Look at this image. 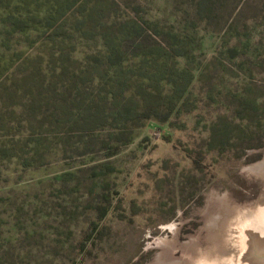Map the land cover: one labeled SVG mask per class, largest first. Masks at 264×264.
<instances>
[{
	"label": "rangeland",
	"instance_id": "rangeland-1",
	"mask_svg": "<svg viewBox=\"0 0 264 264\" xmlns=\"http://www.w3.org/2000/svg\"><path fill=\"white\" fill-rule=\"evenodd\" d=\"M75 1L83 6L88 0ZM237 1L232 15L226 14L231 16L228 26L233 22L237 29L233 26L226 34L221 25L210 30L201 26L192 34L183 80L191 81V101L178 117L167 124L151 120L124 129L110 124L51 127L52 120L42 115L41 128L31 119L25 86L45 80L48 90L36 93L37 100L50 98V108H61L70 87L80 81L62 77L61 68L86 66L101 42L66 26L55 33L41 31V0H0V78L13 74L15 82L8 86L12 92L23 89L14 96L0 90V264H151L150 244L172 225L180 223L179 242L197 233L212 192L238 204L264 198V183L249 173L250 166L264 158V121H250L252 140L260 145L248 149L249 142L237 134L248 129L239 119L249 114L241 116L234 100L235 95L257 99L264 116V46L259 42L264 13L260 10L256 16L253 10L252 4L261 0ZM89 2L103 15L112 7L143 23L153 18L166 33L184 27L178 19L186 8L181 0ZM234 38L242 41L241 54L233 57L228 49ZM136 63L141 65L133 66ZM41 67L45 77L38 75ZM202 69L209 72L198 78ZM147 72L146 67L135 69L132 82H141ZM18 74L29 79L23 81ZM95 76L96 81H83L97 93L103 79ZM57 87L60 93L51 94ZM38 90L34 87L33 92ZM219 120L225 124L222 143L212 141L210 133ZM93 127L97 136L114 135L126 145L113 141L111 150L94 143L92 135H85ZM191 151L205 154L201 170L192 166ZM95 225L104 226L105 233L82 252L79 244Z\"/></svg>",
	"mask_w": 264,
	"mask_h": 264
},
{
	"label": "trees",
	"instance_id": "trees-1",
	"mask_svg": "<svg viewBox=\"0 0 264 264\" xmlns=\"http://www.w3.org/2000/svg\"><path fill=\"white\" fill-rule=\"evenodd\" d=\"M40 3L45 7L42 14L41 31L55 33L66 26L67 30L81 36L97 38L101 42L99 50L92 54L90 60L86 61V66L61 68L62 77L80 80L75 81L72 85L73 88L70 87V93L63 98L64 106H61V108H50V98H46L44 103L37 100L36 93H44L45 89L48 90V83H45V80L44 83L37 85H26V92L23 89L21 90V87L18 91L14 86L15 91L12 92L8 83L15 82L16 78L13 80V74L8 73L0 78V90L3 89L4 92L13 96L18 95V93L22 94V91L26 93V98L32 103L31 105H25L26 111L31 115V119L41 124V128L45 127L43 121L39 120L42 115L52 120L53 125L51 127L55 125L66 127L65 124L69 123L73 125L85 124L89 127L95 125L94 127L98 128L110 124L123 126L125 129L127 125L135 128L142 127L147 121L151 120L167 124L173 117H178L183 108L189 104V100L191 101L189 98L191 91H188L191 81L184 84L183 80L186 77L185 74H188L186 69L187 49L192 42V34L197 33L201 26L205 30H210L213 27L218 29L220 25L221 31L226 30L225 33L229 34L234 24L231 22L228 26L231 16L228 18L227 15L234 11L238 1L181 0L180 4H184L186 8L182 10L184 14L180 15L178 19H182L184 27L178 29L175 33H166L164 30H159V26L153 18H149L147 22L143 23L134 15L121 16L112 7L108 8L106 15H103L97 5L90 6L91 2L89 0L83 6L75 0H41ZM260 4H262L261 9ZM252 5L256 16L260 15V10L264 13V0ZM228 9H230V12ZM70 19L72 23L68 25ZM145 25H148V28ZM237 27L236 24L233 30ZM234 41H236L234 46L228 49L233 57L241 54L239 44L242 40L234 38ZM259 42L260 46H264V24ZM168 56L175 59V61L172 62ZM128 58H132L130 63H128ZM133 62H138L141 65L136 63L133 66ZM145 67L150 75L149 72L144 73V79L141 78V82H132L133 71ZM39 70L38 75L45 77L46 74L43 68L41 67ZM207 72H209L207 69L200 70L198 78H202ZM95 73H98V77L103 79L99 82L97 93L90 91L83 81L86 77L96 81L98 78H96ZM18 75L23 81L29 79L24 75ZM22 85L25 84L22 83ZM34 87H39L41 90L33 92ZM62 88L64 87L62 86ZM50 93L53 95L58 94L60 90L57 87L54 92L51 91ZM235 99H237V108L241 116L244 113L249 114L248 117L244 116V118L239 119V125L246 124L248 129L237 135L241 136L240 139L243 142H249L248 149L259 147L260 144L256 146L254 144L256 140H252V134L255 132L249 129V126L254 127L250 123L254 118L258 120L259 124L260 119L264 121V116H260V106H258L260 102L257 99L243 95L241 97L235 95ZM69 106L71 109L66 110ZM71 106H74V108ZM45 107H48V109ZM261 112L264 113V105ZM255 114H257L256 117ZM23 123L26 124L25 120H23ZM216 124H213L210 132L211 138L214 142L222 143L224 137H226L222 133L223 127H225L224 120H219ZM228 126L230 127V125ZM94 127L93 131L87 130L88 133L85 135H92L91 140L94 143L101 142L103 146L112 150L113 147L110 143L116 141L112 138L114 135L103 139L101 136H97L98 132ZM46 129L50 128L46 126ZM44 130H41L42 134ZM234 130L230 129V133ZM41 133L35 135L39 136ZM95 133L96 136H94ZM235 139L238 138L235 137ZM116 142H124L123 145H126L124 139ZM188 158L196 170H201L204 167L205 154L191 151L188 153ZM104 233L105 230L102 225H95V227L90 228L84 234L79 249L85 252L90 246L96 244L95 240H98Z\"/></svg>",
	"mask_w": 264,
	"mask_h": 264
},
{
	"label": "water",
	"instance_id": "water-1",
	"mask_svg": "<svg viewBox=\"0 0 264 264\" xmlns=\"http://www.w3.org/2000/svg\"><path fill=\"white\" fill-rule=\"evenodd\" d=\"M249 173L264 183V158ZM179 232L177 223L152 241L151 264H264V198L238 204L214 191L197 233L179 242Z\"/></svg>",
	"mask_w": 264,
	"mask_h": 264
}]
</instances>
